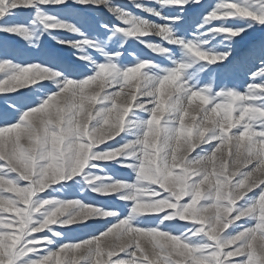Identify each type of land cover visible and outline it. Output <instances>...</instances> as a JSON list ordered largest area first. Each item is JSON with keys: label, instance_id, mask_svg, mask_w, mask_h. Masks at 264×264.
I'll use <instances>...</instances> for the list:
<instances>
[{"label": "snow or ice", "instance_id": "1", "mask_svg": "<svg viewBox=\"0 0 264 264\" xmlns=\"http://www.w3.org/2000/svg\"><path fill=\"white\" fill-rule=\"evenodd\" d=\"M131 3L0 0V264H264V0Z\"/></svg>", "mask_w": 264, "mask_h": 264}, {"label": "rangeland", "instance_id": "2", "mask_svg": "<svg viewBox=\"0 0 264 264\" xmlns=\"http://www.w3.org/2000/svg\"><path fill=\"white\" fill-rule=\"evenodd\" d=\"M116 2L117 3H120V4H123V5H126L127 8H128V10H131L134 13L141 14V15H144V16L147 17V14L140 13L139 10H137V9L134 8V6L131 3V0H116ZM137 2H141V3H145V4H151L152 6H156L154 4V0H137ZM153 39H158V38H153ZM48 43L51 44L52 42L51 41H48ZM36 55H38V54H36ZM2 101H3V96L0 95V104H2ZM116 174L117 175H124L123 171H117ZM181 223H184V222H181ZM68 235H69L70 238H75L77 236L82 235V233H80V232H77V233H69Z\"/></svg>", "mask_w": 264, "mask_h": 264}]
</instances>
